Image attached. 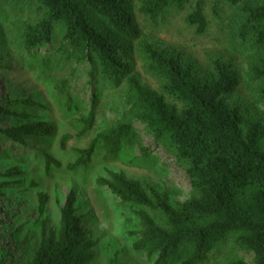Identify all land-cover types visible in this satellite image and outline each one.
Wrapping results in <instances>:
<instances>
[{
    "label": "trees",
    "instance_id": "trees-1",
    "mask_svg": "<svg viewBox=\"0 0 264 264\" xmlns=\"http://www.w3.org/2000/svg\"><path fill=\"white\" fill-rule=\"evenodd\" d=\"M188 1L0 0V70L16 67L44 82L63 96L70 113L81 110L71 90L84 78L79 90L88 98L76 137L92 133L102 90H124L126 108L124 120L97 132L87 147L74 150V161L64 166L49 153L54 126L19 108L37 104L4 96L0 189L24 174L25 160H38L47 176L62 169L86 170L98 154L113 162L127 148H139L145 158L150 151L143 146L136 122L185 173L191 190L179 202L113 171L96 180L97 187L131 205L134 222L128 236L133 252L145 255L151 264H205L218 246L230 241L229 253L236 249L252 255L251 264H264V90H258L253 109H244L234 98L241 78L231 62L216 59L212 71L202 74L192 62L145 41L137 25V13L157 24L169 9L182 10ZM207 1L197 0L184 18L197 35L208 28ZM216 1L235 9L232 39L251 44L256 59L249 67V81L264 84V0ZM23 8L30 21L10 22L8 13ZM135 48L147 73L161 82L163 95L134 73ZM5 60L9 64L4 67ZM9 121L14 124L8 125ZM68 139L61 137V150ZM30 187L37 188V183L31 181ZM48 201L47 194L36 193L40 242L24 264H91L96 244L82 227L75 192L66 195L56 228L47 215ZM0 264H7V254L0 252ZM108 264H122L118 253ZM226 264L249 263L234 257Z\"/></svg>",
    "mask_w": 264,
    "mask_h": 264
},
{
    "label": "rangeland",
    "instance_id": "rangeland-1",
    "mask_svg": "<svg viewBox=\"0 0 264 264\" xmlns=\"http://www.w3.org/2000/svg\"><path fill=\"white\" fill-rule=\"evenodd\" d=\"M197 0H189L182 10L169 9L162 20L151 24L145 17L136 14L137 25L142 31L143 39L155 47L171 55H179L182 60L192 62L194 68L202 74L212 71V63L222 59L233 64L241 78L240 85L234 95L235 100L243 103L246 110L253 109L259 100L258 90H264V84L249 81L250 65L255 61L256 54L251 44L234 43L231 35V19L235 9L216 0H208L204 7V15L208 28L202 35L184 23V18L191 11ZM262 1V0H258ZM256 1V2H258ZM137 4V0H136ZM10 22L21 23L30 21L29 13L22 11L8 13ZM233 25V24H232ZM13 32L11 26H8ZM250 43V42H248ZM134 73L139 80L153 91L163 95L161 82L147 73L143 59L136 48L133 55ZM9 64L5 60L2 66ZM20 69V68H19ZM84 78L79 81L76 90H71L75 103L79 104V112L70 113L64 106L65 99L51 90L47 84L37 81L25 71L13 67L11 70H0V105L4 96L12 100L30 99L36 108L19 107L33 119H43L55 128L54 138L50 144L49 153L66 166L75 159L74 150L87 147L90 140L99 131L105 130L121 120L126 108L123 102L124 90H102L101 107L98 111L96 125L88 136L78 138L79 119L85 116L88 93L79 90L84 84ZM10 84L11 88H10ZM18 90H12L16 89ZM167 101L173 102L164 95ZM259 107V106H258ZM259 108H262L260 106ZM8 125L14 122L9 121ZM3 122V127H8ZM140 130L143 146L150 154L143 158L139 148L124 149L113 162H105L98 154L92 165L86 170H59L49 175L40 170V162L25 160L24 174L12 179L13 183L0 189V252L7 254V264H24L30 259L40 242V227L36 212V193L48 195L47 215L56 228L59 220V210L63 206L68 192L77 196V209L82 227L95 242L94 260L91 264H108L114 253L122 264H151L145 255H139L132 250V239L128 236L133 224L130 213L131 205L124 204L111 195L106 188L96 185V180L106 176V171L124 175L128 179L154 187L160 193H166L169 198L179 202L185 201L190 194V184L185 173L175 161L147 134L144 127L134 123ZM68 136L65 149L59 148L61 137ZM3 156V155H2ZM0 162H3L0 160ZM4 167V166H3ZM3 168H0L2 171ZM31 181L37 183V188H31ZM230 241L225 246H218L205 264H226L234 257L243 258L252 263V255L233 249L227 251Z\"/></svg>",
    "mask_w": 264,
    "mask_h": 264
}]
</instances>
